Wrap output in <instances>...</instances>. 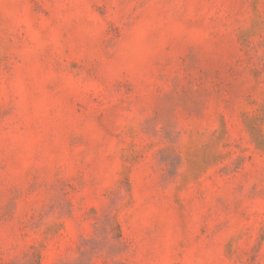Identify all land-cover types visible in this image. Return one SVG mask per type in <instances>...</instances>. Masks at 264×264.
Masks as SVG:
<instances>
[{
  "label": "rangeland",
  "instance_id": "obj_1",
  "mask_svg": "<svg viewBox=\"0 0 264 264\" xmlns=\"http://www.w3.org/2000/svg\"><path fill=\"white\" fill-rule=\"evenodd\" d=\"M0 264H264V0H0Z\"/></svg>",
  "mask_w": 264,
  "mask_h": 264
}]
</instances>
